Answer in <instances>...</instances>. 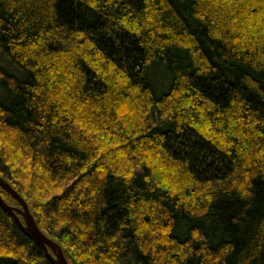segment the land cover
I'll return each instance as SVG.
<instances>
[{
  "label": "trees",
  "instance_id": "obj_1",
  "mask_svg": "<svg viewBox=\"0 0 264 264\" xmlns=\"http://www.w3.org/2000/svg\"><path fill=\"white\" fill-rule=\"evenodd\" d=\"M0 177L69 264H264V0H0Z\"/></svg>",
  "mask_w": 264,
  "mask_h": 264
},
{
  "label": "water",
  "instance_id": "obj_2",
  "mask_svg": "<svg viewBox=\"0 0 264 264\" xmlns=\"http://www.w3.org/2000/svg\"><path fill=\"white\" fill-rule=\"evenodd\" d=\"M0 188L7 191L11 197H13L17 203H19L21 209H14L9 207L2 197H0V209L8 214L12 220H14L18 230H20L28 239L35 242L41 251L45 254L50 264H69L66 262L63 252L60 247L54 242L48 239L37 227L35 220L33 219L29 208L25 201L20 197L9 184L0 177ZM17 214L21 216V219L17 217Z\"/></svg>",
  "mask_w": 264,
  "mask_h": 264
}]
</instances>
